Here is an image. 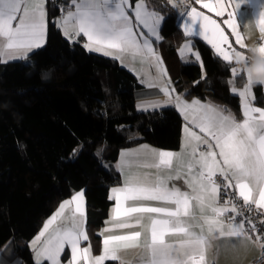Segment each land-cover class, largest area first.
Masks as SVG:
<instances>
[{"label": "trees", "instance_id": "obj_1", "mask_svg": "<svg viewBox=\"0 0 264 264\" xmlns=\"http://www.w3.org/2000/svg\"><path fill=\"white\" fill-rule=\"evenodd\" d=\"M145 1L164 16L157 46L176 91L224 105L239 118L234 66L199 40L193 41L202 64L184 63L179 11L169 0ZM47 9L46 45L26 59L0 61V251L23 264H35L28 243L44 220L80 190L89 239L99 252L110 189L121 183L115 167L121 149L146 143L175 151L182 137L183 117L174 106L139 110L138 77L118 60L87 51L81 39L66 38L54 0ZM246 83L243 72L235 77L237 87ZM253 93L264 108L263 86L254 84Z\"/></svg>", "mask_w": 264, "mask_h": 264}, {"label": "snow or ice", "instance_id": "obj_2", "mask_svg": "<svg viewBox=\"0 0 264 264\" xmlns=\"http://www.w3.org/2000/svg\"><path fill=\"white\" fill-rule=\"evenodd\" d=\"M196 2L200 3L201 0ZM68 3L66 15L60 20L63 35L69 40L81 35L86 37L87 43L83 46L87 51L102 52L104 55L131 52L133 56H155L149 40L145 38L141 44L137 38L138 35L144 37V33L137 34L133 30L128 11L132 8L129 0H68ZM203 7L214 12L217 17L224 16L227 11L223 0H217L215 7L209 3L203 4ZM239 7L237 3L236 8ZM133 11L138 25L156 36L157 27L164 17L149 12L144 0H140ZM181 13L186 17L183 23L186 36L202 38L224 61L232 62L233 53L238 51L229 44V38L220 23L195 7ZM227 16L223 24L231 29L235 43L241 48L246 47L238 30L235 12L227 11ZM47 23L45 0H0V58L26 59L29 52L40 49L45 43ZM256 26L264 38V14L256 21ZM251 50L264 54V44ZM155 59L157 66L162 63L159 57ZM195 60H200L198 53ZM240 72L241 69L231 68L233 76ZM246 75L248 84L243 90L238 91L235 87L231 89L242 99L243 118L237 120L231 112L225 115L222 108L210 103H202L199 99L187 102L179 95L173 96L175 90L167 80L166 70L158 68L159 84L149 83L147 87L159 88L166 99L150 101L149 106L156 109L162 105H174L186 122L183 132L188 144L197 147H193L189 153L191 162H186L171 151H155L152 153L157 160L154 167L171 171L174 160H178L176 175H169L168 179H180L179 169L186 167L191 174L190 179H185L189 191L169 187L166 180L160 177L150 181L147 177L142 179L138 176L129 177L122 187L112 188L110 198L115 200V207L111 215L114 221L128 218L134 213L158 214L164 218H150L146 235L134 231L104 236L103 254L96 256H92L90 247H80L81 241H88L89 237L83 228L84 194L78 192L61 207L60 212L48 220L44 230L36 237V264H42L43 261L61 264V254L65 252L66 246L70 253L65 258V264H81L82 261L84 264H104L106 260L119 261L120 264H209L206 254L211 240H251L249 233H256L258 229L252 218L245 216L244 212L256 211L264 217V108L253 106L255 97L252 96L251 85L254 82L250 74ZM193 127L198 129L199 134ZM200 144L207 145V150L198 151ZM214 149H218V152ZM217 176L221 178L219 183ZM222 189L225 196L223 205L219 203ZM237 198L243 202L239 208L234 202ZM139 200L159 201L174 207H125L126 201ZM193 201L198 208V215L192 212ZM73 204L74 212L67 225L61 224L50 232L49 226L63 213L64 207ZM206 212L211 215H206ZM227 213L233 215L228 216L227 220L222 219ZM237 216L241 217L239 221ZM259 222L264 225V219ZM113 227L124 229L130 225L118 222ZM196 228L199 231L193 230ZM105 231L111 229L106 228ZM46 233L47 238L41 243ZM169 236L179 239L170 242L166 239ZM262 236L264 232L256 240L259 241ZM129 249L137 250L135 261L123 258L122 253Z\"/></svg>", "mask_w": 264, "mask_h": 264}, {"label": "crops", "instance_id": "obj_3", "mask_svg": "<svg viewBox=\"0 0 264 264\" xmlns=\"http://www.w3.org/2000/svg\"><path fill=\"white\" fill-rule=\"evenodd\" d=\"M181 1L182 0H178V3L180 4ZM193 1L196 3L198 8H200L201 10L207 12L208 14H210L212 16H215L216 18H218L221 21L222 24H223V20L228 18L227 11H234L235 15H236L238 30L241 33V37H242L243 42L246 45V47L241 48L240 45H237L235 43V36L232 35L231 29H229L227 27V25H225V24H223V26L226 29L227 33L229 34L233 44L238 49L245 52L246 54H250L251 49L253 47H256L257 45L264 44V38H262V34L260 33L259 28L256 26V21L261 17L262 14H264V0H245V2H242V0H223V3L225 4L227 11L225 12V15L222 17H217L214 12L203 7V4H205V3L212 4L213 7H215L217 0H201L200 3H197L196 0H193ZM48 2H49V0H45V11H46V18H47L48 23H47L45 43L43 44L42 47H44L47 43V36H48V29H49V13H48V9H47ZM139 2H140V0H129V3L132 5V8L128 9V11H129L130 17L132 18V23L134 26L133 30L137 34H139L140 32L144 33V37H140L138 35L137 38L140 40L141 44L143 43V40L145 38H147L149 40V42L151 43L153 52L155 53V56L154 57H146V56H142V55L133 56V54L131 52L124 53V54H118V53L113 52L112 55H104L102 52H99V53L95 52V51H91V52L118 60L121 65H123L124 67H126L127 69L132 71L138 77L139 81L143 85V88L141 90L137 91V93H136L137 107L139 106L140 102L143 103V106H144V107H140L139 110H143V111H146L145 109L151 110L153 108H151L149 106L148 102L154 101V100L164 101L166 99L159 88H148L147 87V85L149 83L159 84L160 81L158 79V68L166 70L167 80L170 81L171 88H173L175 90L172 93L173 96L179 95V96H181V98L183 100H185L187 102H191L193 99H197V98L187 99L184 97V95L182 93H179L176 91V89H175V87L171 81V78L167 72L165 62L163 61L162 56L159 52V48L157 46V43H159L162 39L161 27H162L163 21L157 27V35L156 36H152L151 33H149L147 29L143 28L142 25H138V22L135 20V14H134L133 9H134L135 5ZM169 2L172 5L170 0H169ZM237 3L240 4V7L238 9L236 8ZM144 5H145V8L149 12H155L156 14L163 16L162 13H160V12L154 10L152 7H150V5L145 0H144ZM73 10H74V8H73ZM178 11L180 14V18L182 19L183 16L181 15L180 8ZM60 20H61V18L58 17L56 19V23L60 27L61 31L63 32V28L60 26ZM79 39H81L84 44L87 43V38L83 37L82 35L80 37H73V39L71 41H77ZM187 40H192V39H187ZM35 50H37V49H34L32 52H34ZM32 52H29L28 56ZM179 54H180V52H179ZM155 57H159L160 60L162 61V63L158 66H157ZM19 60H22V59L0 58L1 62H13V61H19ZM234 67L240 69L238 67V65L234 66ZM242 72H240V73H242ZM243 73L246 75L245 72H243ZM237 75L233 76V78L231 80V89L233 87H235L238 91L243 90L244 87L247 86L248 80H247V83L243 87L239 88L235 84V77ZM246 77H247V75H246ZM254 84L255 83H253L251 85V93H252L253 97H254V93H253V85ZM263 88H264V86H263ZM234 94H236V93H234ZM199 100L202 103H206V104L210 103L213 106H216L218 108H222L225 115H227V114H229V112H231V114H233L237 120H241L243 118V115H242V99L241 98H240V100H241V116L239 118H237V116L235 115V113L232 110H230L229 108H227L224 105L218 104V103L210 101V100H201V99H199ZM252 104L254 107H260V106H257L255 104L254 100H252ZM166 106H174V105H162L161 107H158L156 109H161V108L166 107ZM261 108H263V107H261ZM178 112H179V110H178ZM181 116L183 117L182 114H181ZM185 123L186 122L183 119L181 146L178 150L171 151V150L159 149L157 147H154V146H152L150 144H146V143L139 144V145L129 147V148L121 149V151L119 153V157L115 163V167L121 175V183L119 185L113 186L112 188L122 187L124 182L129 177L138 176L142 179L147 177L150 181H155L157 179V177H160V178H163L166 180L169 187H176V188H179L181 191H189V189L185 183V179L186 178L190 179L191 174L188 173L186 167L183 169H179L180 179H174L173 178V179L169 180L168 179L169 175H172V176L176 175V171L178 170L179 161L174 160L173 167H172L171 171H169L168 169H164V168L158 169V168L154 167V165L157 163V160L152 155V153L155 151H161V150L162 151H171L173 153H176L179 157L184 159L186 162H191V157L189 156V153H191L192 148L197 147V145H195V144L189 145L188 144L187 136L183 132V127H184ZM193 130L197 131L199 134L198 129L193 127ZM201 135H203V134H201ZM206 150H207V145L200 144L198 146V151H206ZM214 150H216L218 152V149H214ZM111 189H110V197H111ZM81 191L84 194L82 209L85 212V218H84L85 222L83 224V228L89 237V234L87 232V226H86L87 203H86L85 192L83 190H80V191L74 192L73 195H75L76 193L81 192ZM72 196L66 200H63L62 202H60L58 204V206L56 207V209L52 213V215L44 220V222L40 228L39 233L28 243L30 249L33 251L35 264H36L35 248L38 247V244L35 243L36 237L39 236L40 232L44 230V227L47 224L48 220H50L53 216H55L58 212H60L61 207L63 205H65L67 201L71 200ZM112 200H113V205L110 209L109 216L106 219L104 226L99 231V235L101 236L99 252H95L94 246L90 242V239H88V241H81V244H80L81 249H83L85 247H90L92 256L103 254V238H104V236L114 235V234H128V233H131L134 231H141L142 233H144V235H146V228L149 225V219L150 218H164V217L159 216L158 214L134 213L128 218L122 217L120 221H114L112 219L111 210L115 207V200L114 199H112ZM219 203H220V201H219ZM221 205H223V204H221ZM130 206H137V207H141V206L174 207L172 205L166 204L164 202H159V201H144V200L126 201L125 207H130ZM74 208H75L74 204L71 206L64 207L63 213L57 217V220L53 223V225L49 226V231L51 232L54 228H57L61 224L67 225L68 221L72 217V214L74 212ZM192 212H193V214H197V215L199 214L195 201H193ZM205 214L211 215L210 212H206ZM185 219H187V218H185ZM137 220L140 221L139 224H137ZM118 222H127L130 225V227L124 228V229H119V228L113 227V225L115 223H118ZM106 228L111 229V231H105ZM193 230L199 231L198 228L193 229ZM144 235H142V237H141V242H143ZM46 238H47V233H46L45 237L41 238V243ZM166 239H168L170 242H174L175 240L179 239V237L169 236V237H166ZM65 253L67 254V256L70 253V249L68 248V246H66L65 252L61 254V264H65V259H63V256L65 255ZM122 255H123V258L126 260L135 261L137 258V250L129 249V250L123 252ZM259 255H260V251H259L258 243L251 241V240H248L247 238H240V239H237V238H220L218 240L213 239L210 241V246L208 247L207 254H206L209 264H252L259 257ZM108 261H110V260H106L104 262V264ZM44 262L50 264V262H48V261H43L42 263H44ZM116 262L118 264H120L119 261H116ZM0 264H23V263L19 258L12 256V255L7 256L4 254L3 251H0ZM81 264H84V262L82 261Z\"/></svg>", "mask_w": 264, "mask_h": 264}, {"label": "built area", "instance_id": "obj_4", "mask_svg": "<svg viewBox=\"0 0 264 264\" xmlns=\"http://www.w3.org/2000/svg\"><path fill=\"white\" fill-rule=\"evenodd\" d=\"M55 5L57 7L58 10V16L60 18H62L64 15H66V10L69 8V3L68 0H54ZM192 7H197L196 3L192 0H184L183 2H181L180 4V11H187L190 10ZM182 16H184L181 13ZM217 183L220 182V177L217 176ZM231 191V190H230ZM233 195H235V193H233ZM220 203L224 204L225 202V196H224V191L223 189L221 190L220 193ZM234 202L238 205V208L240 205H242V200H240L239 198L235 199ZM233 215L232 213H227L225 214L224 217H222V219L227 220L228 216ZM245 216H248L250 218H252V222L256 224L258 231L256 233H249V235L252 237L251 241L257 242L259 245V251H260V255L259 257L252 263V264H264V236L261 237V239L259 241L256 240V237L258 235L261 234V232H264V225L260 224V219H264V217H261L256 211H253L251 213L245 211L244 212ZM237 221H239L241 219V217L237 216L236 217ZM245 228H248V224L247 222L245 223Z\"/></svg>", "mask_w": 264, "mask_h": 264}, {"label": "clouds", "instance_id": "obj_5", "mask_svg": "<svg viewBox=\"0 0 264 264\" xmlns=\"http://www.w3.org/2000/svg\"><path fill=\"white\" fill-rule=\"evenodd\" d=\"M258 47L260 45L252 49ZM234 55L238 67L246 74H250L255 84L264 86V54L251 50L250 54L238 51Z\"/></svg>", "mask_w": 264, "mask_h": 264}, {"label": "rangeland", "instance_id": "obj_6", "mask_svg": "<svg viewBox=\"0 0 264 264\" xmlns=\"http://www.w3.org/2000/svg\"><path fill=\"white\" fill-rule=\"evenodd\" d=\"M172 5L174 4L175 7L179 10L180 8V4L178 3V0H170ZM159 15V14H157ZM161 16V15H160ZM179 52H180V56L183 60L184 63H193V62H198L200 64H202V59L200 56L199 51L196 49V47L194 46V41L193 40H185L181 47L179 48ZM199 54L200 60L196 61L195 60V55ZM140 107H144L143 103H139L138 109Z\"/></svg>", "mask_w": 264, "mask_h": 264}, {"label": "water", "instance_id": "obj_7", "mask_svg": "<svg viewBox=\"0 0 264 264\" xmlns=\"http://www.w3.org/2000/svg\"><path fill=\"white\" fill-rule=\"evenodd\" d=\"M195 8L197 9V11H201V12H203L205 15L210 16L212 19H215L218 23H220V24H221V27L225 30V34H226V35L228 36V38H229V44H231L232 48L235 49L236 51L243 52L242 50L238 49V48L233 44V42H232V40H231L229 34L227 33L226 29L224 28L223 24L221 23V21H220L218 18H216L215 16H212V15L208 14L207 12L201 10V9L198 8V7H195ZM185 19H186V17L183 16L182 19H181V21H180V24H179V28H180V30L182 31L183 34H184V31H183V23H184ZM54 22H55V21H54ZM184 37H185L186 39L199 40V41L203 42L206 46H208V47H209V48L215 53V50L212 49V47H211L210 45H208L206 41H203L202 38H199V37H188V36H186L185 34H184ZM230 51H231V49H230ZM244 53H245V52H244ZM215 55H216L217 57H219L220 59L223 60V58L220 57V56H218L216 53H215ZM225 62H227V61H225ZM227 63H229V62H227ZM229 64L232 65V66H237V63H236V61H235V55H234V53H233V60H232V62L229 63Z\"/></svg>", "mask_w": 264, "mask_h": 264}]
</instances>
